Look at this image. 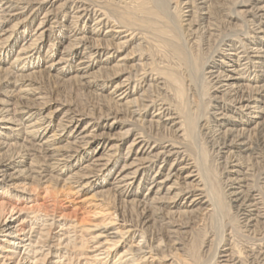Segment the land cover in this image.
Here are the masks:
<instances>
[{"label": "bare ground", "instance_id": "1", "mask_svg": "<svg viewBox=\"0 0 264 264\" xmlns=\"http://www.w3.org/2000/svg\"><path fill=\"white\" fill-rule=\"evenodd\" d=\"M0 200V264H264V0H0Z\"/></svg>", "mask_w": 264, "mask_h": 264}, {"label": "rangeland", "instance_id": "2", "mask_svg": "<svg viewBox=\"0 0 264 264\" xmlns=\"http://www.w3.org/2000/svg\"><path fill=\"white\" fill-rule=\"evenodd\" d=\"M37 78H39L40 80L38 79L36 81L40 84L42 91L46 95L47 99H50L49 100L50 102H53V99L66 100L67 102L69 100L71 104L79 107L82 110L83 109L88 110L93 107L91 110L93 112L97 111V108H95V106L97 105L96 103L97 99L92 93V91L86 88L85 86L83 87V86L78 85L72 79H71L72 81L70 82L65 81V80L59 81V80L48 77L47 75H45V73H41L40 75L37 76ZM77 96L79 97L77 98ZM208 152H209L208 155L210 158L212 154L210 155L211 152L209 150ZM64 187L65 189H63ZM64 187L52 185V184H47V185H44L43 187L41 185H37L36 191L38 189L39 190L37 191L38 199L36 200V205L40 206V208L42 209L47 208L46 210L61 211L65 213L66 215L69 214L68 216L71 215V217H75V216L76 217H86V220L89 221V217H91L90 216L91 214L89 212L90 207L88 205L90 203L95 202L96 196H95L94 190H84V191L76 192V189L72 187H69V186H64ZM107 196L108 197H106V199L111 198L110 194ZM8 202L12 203L11 201H8Z\"/></svg>", "mask_w": 264, "mask_h": 264}]
</instances>
